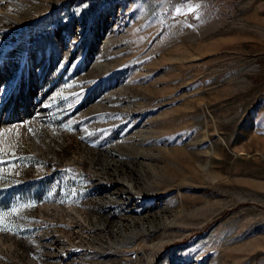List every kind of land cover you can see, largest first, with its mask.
<instances>
[{
  "label": "rangeland",
  "instance_id": "374dc122",
  "mask_svg": "<svg viewBox=\"0 0 264 264\" xmlns=\"http://www.w3.org/2000/svg\"><path fill=\"white\" fill-rule=\"evenodd\" d=\"M101 1L0 0V264H264V0Z\"/></svg>",
  "mask_w": 264,
  "mask_h": 264
},
{
  "label": "bare ground",
  "instance_id": "6f19581e",
  "mask_svg": "<svg viewBox=\"0 0 264 264\" xmlns=\"http://www.w3.org/2000/svg\"><path fill=\"white\" fill-rule=\"evenodd\" d=\"M105 3L106 1L103 0L99 3L92 4L91 11L94 12L102 8ZM180 7L181 5L179 4L177 9H180ZM77 19L78 17L73 18L65 27H70ZM218 27L219 23L215 21V23L210 26L209 31L217 29ZM56 36V30L52 28L36 40L31 41L29 49L31 52L29 51L28 53V61L31 59V53L37 52L44 54L50 51V49H56ZM1 106L2 104H0V148L14 151L18 147L22 137L23 125L32 118L37 117V114H41L43 107L40 108L36 103H32L29 97H15L12 105L8 107L7 111L4 110V108L1 109ZM38 118H40V116ZM147 189H149V187H147ZM145 227L146 226H141L139 230H134L132 233L125 236L126 242L135 240L138 236L155 229L153 225H151L149 229Z\"/></svg>",
  "mask_w": 264,
  "mask_h": 264
},
{
  "label": "snow or ice",
  "instance_id": "6c2138e0",
  "mask_svg": "<svg viewBox=\"0 0 264 264\" xmlns=\"http://www.w3.org/2000/svg\"><path fill=\"white\" fill-rule=\"evenodd\" d=\"M29 205H23L22 207H27ZM18 212V209H13L11 212L0 213V232H13V226L9 223H5L8 217H11ZM16 230H19V227H16Z\"/></svg>",
  "mask_w": 264,
  "mask_h": 264
}]
</instances>
